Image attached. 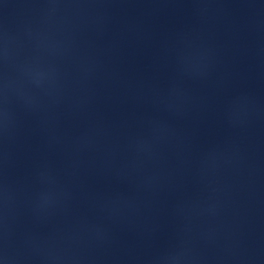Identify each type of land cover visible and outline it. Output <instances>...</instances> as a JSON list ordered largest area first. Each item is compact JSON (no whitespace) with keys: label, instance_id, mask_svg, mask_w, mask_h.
<instances>
[{"label":"water","instance_id":"1","mask_svg":"<svg viewBox=\"0 0 264 264\" xmlns=\"http://www.w3.org/2000/svg\"><path fill=\"white\" fill-rule=\"evenodd\" d=\"M173 264H264V0H57Z\"/></svg>","mask_w":264,"mask_h":264}]
</instances>
